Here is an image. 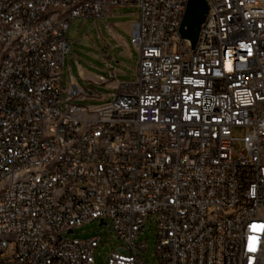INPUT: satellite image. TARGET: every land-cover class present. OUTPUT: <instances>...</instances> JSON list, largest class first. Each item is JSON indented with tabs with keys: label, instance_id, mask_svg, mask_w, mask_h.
Segmentation results:
<instances>
[{
	"label": "built area",
	"instance_id": "1",
	"mask_svg": "<svg viewBox=\"0 0 264 264\" xmlns=\"http://www.w3.org/2000/svg\"><path fill=\"white\" fill-rule=\"evenodd\" d=\"M205 2L193 49L188 0H0V264H95L67 235L108 220V264H147L150 215L158 264H264V0ZM114 9L137 74L79 105L68 32Z\"/></svg>",
	"mask_w": 264,
	"mask_h": 264
},
{
	"label": "rangeland",
	"instance_id": "2",
	"mask_svg": "<svg viewBox=\"0 0 264 264\" xmlns=\"http://www.w3.org/2000/svg\"><path fill=\"white\" fill-rule=\"evenodd\" d=\"M135 9H115L113 15L106 19L109 23H116L122 21H131L134 19L132 13H135ZM98 27H100V33L105 37V41L109 44L110 38L107 36L104 29V22L102 19H79L73 21L70 30L68 32V43L70 46V52L68 55L67 65L63 70V80L66 83L70 74L69 68L72 69L73 74L76 76V64L75 60L83 64L84 66L91 67V64L103 67L99 56L101 55L102 43L98 38ZM138 60V54L133 50L132 58L125 60L126 70V82L134 81L136 75ZM105 75V72L102 73ZM95 90L101 94L109 92L104 88H95ZM110 99L95 101H86L85 103H78L82 106H96L104 102H108ZM237 137L243 135V131H237L235 133ZM70 239H90L92 237H98L100 239V245L94 252L95 264H108L109 255L112 251H117L123 244L122 240H119L112 223L108 220L105 225H100V221H92L86 223L82 227L76 228L73 233L67 235ZM156 237H157V216L150 215L145 220V227L139 233L136 244H144L147 247L145 253L140 252V257L147 264H158L156 256ZM10 247V252L12 251Z\"/></svg>",
	"mask_w": 264,
	"mask_h": 264
},
{
	"label": "crops",
	"instance_id": "3",
	"mask_svg": "<svg viewBox=\"0 0 264 264\" xmlns=\"http://www.w3.org/2000/svg\"><path fill=\"white\" fill-rule=\"evenodd\" d=\"M113 11L109 13L105 19H102L106 34L111 40L109 44L105 41V37L101 35L100 27H98V38L102 43V49L100 53L101 55L99 58L103 63V67L97 66L95 64H91V67H87L81 64L78 59H76L75 68L77 75L75 76L72 72V69L69 68L70 74L73 75L76 83L82 88L84 92L80 103H85L88 100L95 101L96 99L111 100L112 96L117 94L120 84L126 82L124 61L132 58L133 50H135V48L130 43L131 23L133 20L109 23L106 21V19L113 15ZM103 72H105V75L102 74ZM95 88H104L109 92L101 94L97 92Z\"/></svg>",
	"mask_w": 264,
	"mask_h": 264
},
{
	"label": "water",
	"instance_id": "4",
	"mask_svg": "<svg viewBox=\"0 0 264 264\" xmlns=\"http://www.w3.org/2000/svg\"><path fill=\"white\" fill-rule=\"evenodd\" d=\"M208 6L205 0H188L184 17L180 27V35L191 42L192 48L196 47L201 26L205 22ZM104 225V223H100Z\"/></svg>",
	"mask_w": 264,
	"mask_h": 264
}]
</instances>
